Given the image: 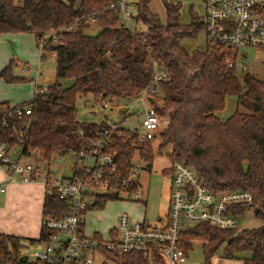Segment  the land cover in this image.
Instances as JSON below:
<instances>
[{
    "label": "trees",
    "instance_id": "obj_1",
    "mask_svg": "<svg viewBox=\"0 0 264 264\" xmlns=\"http://www.w3.org/2000/svg\"><path fill=\"white\" fill-rule=\"evenodd\" d=\"M113 0H0V33H33L37 47L53 52L56 58V80L38 87L33 99L21 105H32L30 114L21 118L8 117L2 125L3 108L0 102V141L19 147L20 155H35L49 163L56 156L75 153L97 137L107 124L83 122L77 117L79 96L93 95L114 105L132 102L152 79V56L161 62L169 78L161 81L157 96L150 98L157 112L167 124L156 140L140 142L130 128H122L123 136L110 142L108 150L116 153L121 173L129 172L133 157H138L145 169H152L155 157L153 144L168 148L171 163L182 161L190 165L200 180L214 194L228 190L251 192V203L236 207L238 214L250 207L263 224L255 228H220L209 223L194 225L189 234L207 239L203 243L205 262L218 250L225 256L249 252L243 264H264V81L247 72L229 69L220 52L188 50L182 40L196 37L204 30L202 17L192 15V22H179L180 5L166 3V22L150 8V0H141L138 22L147 24L140 33L147 44L134 38L124 26H117L118 16L106 13L96 23L101 30L96 35L86 32L92 24L84 16L102 8ZM14 59L0 70L8 82L26 80L13 73ZM72 79L64 85L63 79ZM236 96L237 109L226 119L217 113L226 108V99ZM171 174V167L166 169ZM136 185L130 190L136 189ZM105 195L91 209L101 210L110 199ZM66 199L56 190L48 189L43 204V218L62 217L68 211ZM50 231L43 225L39 238H26L0 232V264H45L33 260L23 262L28 244L49 239ZM99 236V235H97ZM188 256L193 242L184 243ZM109 256L117 264H148L139 254ZM163 263V261H159Z\"/></svg>",
    "mask_w": 264,
    "mask_h": 264
},
{
    "label": "built area",
    "instance_id": "obj_2",
    "mask_svg": "<svg viewBox=\"0 0 264 264\" xmlns=\"http://www.w3.org/2000/svg\"><path fill=\"white\" fill-rule=\"evenodd\" d=\"M204 2L205 49L209 53L220 52L229 69L247 73L245 48L264 49V0ZM140 4L141 0H113L86 14L85 23L96 24L106 13H114L119 18L117 26L128 28L135 39L147 44V38L138 29ZM147 50L153 66L152 79L135 99L141 104L142 129L127 127L144 143L156 140L167 124L166 118L148 102L151 97L157 96L159 83L169 78L161 62L152 56L153 48L147 45ZM31 111V104L6 106L3 108L2 125L8 126L10 116L21 118ZM118 125L108 122L101 127L97 137L76 152L75 162L66 177L56 174L50 164L35 156L26 158L19 154L13 157L10 144L0 141V170L9 182H41L47 190L54 188L69 205L62 217L42 219V225L51 233L47 241L33 248L35 260L45 264H107V261L117 264L109 254L122 256L132 253L142 256L148 264H181L187 259L184 243L196 240L189 234L194 225L205 222L220 228L237 227L236 207L251 203L252 193L228 190L214 194L190 165L175 161L171 165L173 190L165 223L153 227L144 220H133L127 212H123L106 234L87 233L86 213L100 197L137 195L142 191L137 180L144 168L142 161L133 157L128 174L123 176L116 153L108 150L110 142L124 134L123 127ZM133 185L137 188L131 191ZM4 191L6 186L0 184V192ZM96 254L103 258L99 260Z\"/></svg>",
    "mask_w": 264,
    "mask_h": 264
},
{
    "label": "rangeland",
    "instance_id": "obj_3",
    "mask_svg": "<svg viewBox=\"0 0 264 264\" xmlns=\"http://www.w3.org/2000/svg\"><path fill=\"white\" fill-rule=\"evenodd\" d=\"M166 3H178L180 5V18L179 22L187 24L192 22V15L197 14L199 17H203L206 11V5L204 0H150V8L159 14L161 21L166 22L167 9ZM148 27L147 24L138 22V29L143 30ZM101 30V27L97 24H92L87 27L86 32L91 35H96ZM26 34V33H22ZM36 43V42H35ZM31 45V41L24 40L18 45L12 35L0 36V51L8 50L10 58L14 59L15 64L13 66V73L16 76H23L26 80L17 82H8L0 76V101L7 102L10 105L23 104L29 102L33 98L35 91V80H32L29 75L31 71L37 68L41 69L43 76H41V82L45 88L56 80V58L55 54L51 51L45 53V57L42 58L43 50L37 47V44ZM182 44L190 51L204 50L206 46L205 31L201 30L196 37H187L182 40ZM2 51V53L4 52ZM247 53L246 62L248 64L247 72L257 76L264 81V49L247 47L245 48ZM1 53V52H0ZM1 57V55H0ZM4 58V56H3ZM4 61V60H3ZM0 62V65L3 63ZM5 64H2L3 67ZM26 69V71H24ZM244 74L238 73V76ZM25 75H28L26 77ZM64 85H71L73 80L66 78L62 80ZM122 107L119 104H108L105 101L97 100L93 95L79 96L76 101L77 117L83 122L104 123L113 122L118 123V126L123 128L138 127L142 129L141 125V113H139L141 104L136 101L121 102ZM150 105V102H148ZM128 106V107H127ZM112 107H115L112 111ZM127 108V109H126ZM237 109L241 112H248L245 107L238 105L236 96H229L226 99V108L219 111L217 115L221 119H226ZM155 157L153 161L152 169H145L141 171L137 180L141 187V193L137 195L121 194L117 199H110L106 202L103 209H91L85 216V229L87 233L99 231L102 234H106L107 228L117 222L119 216L123 212H127L133 220L146 221L149 225L155 227L167 221L172 195V178L166 169H169L172 165L168 156L169 149H160L157 146V142L153 144ZM11 155L13 157L20 154L19 147L17 145H10ZM35 156V155H34ZM44 163L50 164V168L56 173L62 176H69L70 166H73L76 158V153L71 151L64 156H56L50 163L47 160H43L41 157H37ZM1 174V171H0ZM2 175V174H1ZM45 191L47 188L43 184ZM44 191V189L42 188ZM2 196H0V200ZM27 196H20L18 202H20V209L25 203L29 202ZM1 205V202H0ZM15 211L19 209L16 207ZM256 208L250 207L244 213L237 214V229L242 228H255L263 224V220L257 216ZM20 219L21 213L17 214ZM161 218V220H159ZM25 223L16 220L12 226L14 228H23ZM12 228V229H14ZM196 238L193 241V250H191L184 263L181 264H203L205 262V255L203 250V243L207 244L208 240L201 238V236H194ZM37 247V244H28L25 248V254L28 255L29 261L35 260L32 256V250ZM249 252L236 254V257L225 256L222 250H218L211 257L212 264H243V257L249 256ZM100 260L103 257L96 254ZM113 262L107 261V264Z\"/></svg>",
    "mask_w": 264,
    "mask_h": 264
},
{
    "label": "crops",
    "instance_id": "obj_4",
    "mask_svg": "<svg viewBox=\"0 0 264 264\" xmlns=\"http://www.w3.org/2000/svg\"><path fill=\"white\" fill-rule=\"evenodd\" d=\"M22 33H26V34H22ZM2 34L12 35L14 40L17 41L18 45L21 44L24 40L31 41V45H34V43L36 42V38L33 33H27V32L0 33V36ZM3 50L1 49L0 51L1 52L0 62L4 60L2 64L6 65L10 62L11 58H10V53L8 52V50L5 49L4 52L2 53ZM2 64L0 65V70L5 66L4 65L3 67H1ZM25 76L28 77V75H25ZM41 76H43V73L38 66L37 68L32 70L31 74L29 75V77H31L32 80H35V91H34L33 97L35 96L38 87L39 88L44 87L43 85H41L42 84ZM237 103H238V100H237ZM114 108L115 107H113V110ZM1 174H0V184H4L6 186V191L0 192V196H2V199L0 200L1 202L0 232L14 234V235H18V236H22L26 238H39L40 233H41V227H42V219H43V204H44V199H45V194H46L43 183L41 182H30V183L9 182L6 179V176L4 175L2 171H1ZM42 188L44 189V191L42 190ZM21 195L27 196L29 198L28 200L29 202L21 206L23 207V209H20V202H18ZM16 207L19 209L18 212L15 211ZM19 212L21 213L20 219L17 216ZM16 220L18 221V223L20 222L25 223L23 228H18V227L14 228L12 226V224ZM115 223L109 226L107 230L113 227ZM94 232H99V231H94Z\"/></svg>",
    "mask_w": 264,
    "mask_h": 264
},
{
    "label": "water",
    "instance_id": "obj_5",
    "mask_svg": "<svg viewBox=\"0 0 264 264\" xmlns=\"http://www.w3.org/2000/svg\"><path fill=\"white\" fill-rule=\"evenodd\" d=\"M28 259H29L28 255L25 254L22 260H23V262H26V261H28Z\"/></svg>",
    "mask_w": 264,
    "mask_h": 264
}]
</instances>
